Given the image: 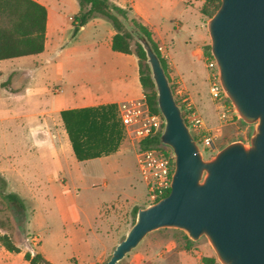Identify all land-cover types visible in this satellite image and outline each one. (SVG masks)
I'll use <instances>...</instances> for the list:
<instances>
[{
  "label": "crops",
  "instance_id": "1",
  "mask_svg": "<svg viewBox=\"0 0 264 264\" xmlns=\"http://www.w3.org/2000/svg\"><path fill=\"white\" fill-rule=\"evenodd\" d=\"M33 1L47 9L44 50L0 60V124L12 130V136L18 137L17 151L20 152L19 147H25V152L40 162L54 160L58 173L48 174L53 187H70L73 177L70 170L74 169L77 175L86 168L91 174L100 172L102 175L92 183L93 190L102 188L113 201L126 199L128 193L121 186V180L133 175L132 166L138 169L137 148L120 120L118 106L144 93L138 58L135 54L113 50L116 31L102 17L93 18L73 35V19L79 11V3H72V15L66 20L68 14L63 12L65 4L62 3L68 0ZM110 2L131 8V15L138 17L152 32L167 60L171 82L181 78L186 89L196 96L201 84L196 62L203 60V46L209 35L201 12L204 0ZM28 36L34 38L37 32ZM177 46L183 49L179 50ZM47 63H54L51 68H54L55 77L42 79L38 73L45 70ZM110 104L116 106L114 114L122 131L118 149L101 157L78 160L61 112ZM21 138H24V145ZM12 146L15 145L12 143ZM7 158L10 159V155ZM16 165L0 167V176L9 184L11 192L19 193L11 179L20 176V168ZM37 184L39 187L40 183ZM108 201L96 203L91 212L84 214L91 225L89 231L95 236L101 230L95 229L94 222L100 216L102 219V213L108 210ZM8 261L13 264L11 258Z\"/></svg>",
  "mask_w": 264,
  "mask_h": 264
},
{
  "label": "water",
  "instance_id": "2",
  "mask_svg": "<svg viewBox=\"0 0 264 264\" xmlns=\"http://www.w3.org/2000/svg\"><path fill=\"white\" fill-rule=\"evenodd\" d=\"M207 30L222 87L239 117L254 125L250 145L232 141L206 160L160 58L142 41L175 168L169 194L138 209L104 264H118L162 228L193 241L205 236L221 264H264V0H221Z\"/></svg>",
  "mask_w": 264,
  "mask_h": 264
},
{
  "label": "rangeland",
  "instance_id": "3",
  "mask_svg": "<svg viewBox=\"0 0 264 264\" xmlns=\"http://www.w3.org/2000/svg\"><path fill=\"white\" fill-rule=\"evenodd\" d=\"M68 1L62 3L65 4L63 12L68 14L66 20L72 15V3L78 5L77 0ZM204 17L206 27L209 18ZM209 46L211 41L208 35L207 44L203 46L204 54ZM53 65L54 63H47L45 70L38 73L39 77L54 78L55 71L51 68ZM196 69L201 84L196 96L191 95L189 90L188 95L203 119L205 133L218 135L212 148L199 144L204 158L212 159L220 149L232 141L242 140L249 146L254 125L242 122L241 118V120L232 118L224 124L218 104L209 92L205 61L198 60ZM226 104L228 107L232 105L229 98ZM230 117H234V114L230 113ZM11 132L12 130L0 124V167L17 164L16 166L20 168V176L11 179L13 186L19 191L17 194L25 202L26 210L19 215L12 205L0 201V232L8 234L21 250L20 253H8L0 243V264H9L10 258L13 264H26L24 254L33 251L55 264L107 262L115 246L125 237L133 224L134 207L150 205L147 188L141 181L137 167L132 166L131 177L121 180V186L128 193L127 198L121 201L110 200L111 197L107 198L108 194L100 187L93 190L92 183L96 178L101 179L102 175L100 172L91 174L86 168L77 175L74 169L70 170V175L73 173L70 187L56 188L50 185L48 177L49 173L54 175L58 173L54 160L40 162L32 157V154L26 153L25 147H19L20 153L17 151L18 137L12 136ZM22 140L24 138H21ZM12 143L15 146H12ZM21 143L24 145L23 141ZM136 148L138 149V145ZM9 155L10 159L7 158ZM37 183H40L39 187ZM6 192H11L8 183ZM101 201H108V210H104L102 219L100 216L98 221L94 222L95 229L101 230L95 236L89 231L91 225L84 214L91 212L93 205ZM100 205L102 211L103 206ZM214 256L216 257L215 251L205 236L193 241L183 230L162 228L149 233L118 264H204L205 257Z\"/></svg>",
  "mask_w": 264,
  "mask_h": 264
},
{
  "label": "trees",
  "instance_id": "4",
  "mask_svg": "<svg viewBox=\"0 0 264 264\" xmlns=\"http://www.w3.org/2000/svg\"><path fill=\"white\" fill-rule=\"evenodd\" d=\"M78 3L79 11L73 19V35L93 18L102 17L108 20L116 31L112 40L113 50L137 56L143 91L147 95L152 110L160 112L157 103V90L142 41H147L160 58L171 86L172 82L168 74L167 60L161 54L159 45L153 39L150 29L138 17L131 15L130 7L118 6L110 0H78ZM220 4L221 0H205L201 12L207 18H211ZM46 21L47 9L33 0H0V60L42 52ZM33 32H37V36L29 37L28 35ZM209 54H211V46L206 52V55ZM180 107L183 109L181 104ZM114 109L116 106L110 104L61 112V118L78 160L83 161L116 152L122 139V131ZM183 116L185 115L183 114ZM242 122L244 121L242 120ZM187 124L189 125V123ZM195 139L198 140L197 137ZM155 140H147L140 147H147L153 142L161 143L160 137ZM166 147L170 152L172 151L169 146ZM171 162L174 165L173 158ZM6 187V180L0 176V201L12 205L19 215L24 213L26 210L24 200L17 193L6 192ZM169 192H166L162 197L168 195ZM139 208L134 207L133 209V223ZM0 243L9 252H21L8 234L0 232ZM24 259L30 264H55L38 252L35 254L26 252ZM203 261L204 264H221L215 256L205 257Z\"/></svg>",
  "mask_w": 264,
  "mask_h": 264
},
{
  "label": "built area",
  "instance_id": "5",
  "mask_svg": "<svg viewBox=\"0 0 264 264\" xmlns=\"http://www.w3.org/2000/svg\"><path fill=\"white\" fill-rule=\"evenodd\" d=\"M203 60L208 70L209 92L214 101L218 104L220 115L224 124L231 119L241 120L234 106H227L228 99L219 78V69L216 59L212 53L204 55ZM172 87L177 103L183 106L182 113L185 115L186 123L197 142L203 147L212 148L215 146V139L218 135L206 134L203 129V119L190 101L189 93L181 78L172 81ZM185 109V111H184ZM120 120L125 127L126 133L132 143L138 149L136 152L137 165L143 183L147 188L148 201L152 204L166 192L171 190L172 176L175 168L173 150L170 152L162 141L165 120L161 112H154L148 102L147 95L143 93L138 98L123 101L118 106ZM230 113L234 117H230ZM160 137L161 143L153 142L147 147H140L147 140H154ZM171 148V147H170ZM172 158L174 165H172Z\"/></svg>",
  "mask_w": 264,
  "mask_h": 264
}]
</instances>
